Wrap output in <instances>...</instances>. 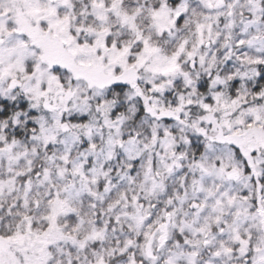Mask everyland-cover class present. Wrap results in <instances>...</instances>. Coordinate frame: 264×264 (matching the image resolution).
I'll list each match as a JSON object with an SVG mask.
<instances>
[{"label": "snow or ice", "instance_id": "obj_1", "mask_svg": "<svg viewBox=\"0 0 264 264\" xmlns=\"http://www.w3.org/2000/svg\"><path fill=\"white\" fill-rule=\"evenodd\" d=\"M0 264H264V0H0Z\"/></svg>", "mask_w": 264, "mask_h": 264}]
</instances>
